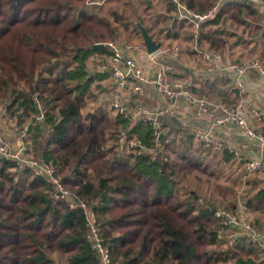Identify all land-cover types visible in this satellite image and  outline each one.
<instances>
[{
  "label": "trees",
  "instance_id": "trees-1",
  "mask_svg": "<svg viewBox=\"0 0 264 264\" xmlns=\"http://www.w3.org/2000/svg\"><path fill=\"white\" fill-rule=\"evenodd\" d=\"M113 2L108 15L100 16L86 10L87 0H0V98L6 115L28 128L26 154L50 164L93 211L114 264H264L256 243L219 238L227 228L214 217V208L236 211L245 200L249 220L264 232V186L252 183L239 194L237 183H220V174L209 171L201 156L218 151L186 126L158 150L151 126L142 120L99 108L85 112L102 92L99 82L110 77L109 71L89 70L90 58L102 56L104 65L112 55L106 44L118 39L121 28L133 27L131 35L139 36L137 23L143 25L137 9L127 15L129 2L122 13L120 0ZM215 2L185 0L198 13ZM259 18L255 6L229 2L203 23L219 27L201 34L210 47L223 49L228 40L222 27L227 34L233 25L252 21V35ZM96 43L105 49H94ZM122 130L142 140L148 152L120 150ZM222 152L223 159L242 164ZM54 191L49 178L0 155V264H101L88 241L84 210L69 208Z\"/></svg>",
  "mask_w": 264,
  "mask_h": 264
},
{
  "label": "built area",
  "instance_id": "built-area-1",
  "mask_svg": "<svg viewBox=\"0 0 264 264\" xmlns=\"http://www.w3.org/2000/svg\"><path fill=\"white\" fill-rule=\"evenodd\" d=\"M93 1L87 0V3H92ZM172 1L178 6L176 19L190 22L196 26H200L201 22L209 19L214 10L220 6V1H218L211 11L197 13L180 4L178 0ZM250 1L255 4L264 5V0ZM156 41L158 42V40ZM106 46L112 51V55L108 58L106 64L99 67V70L110 72L117 91V95L115 94L113 96V101H111L112 106L110 107L114 109L115 114H123L132 119L142 120L149 124L153 130L156 148L158 150H162L172 141L173 134L165 130V120L175 115L176 108L181 102L189 106L198 116L207 118L212 125L234 124L243 136L256 138L264 146V133L257 130L251 123L253 119H261V111L256 106L251 105L245 97L246 86L244 83V78L251 69H256L264 75L263 61L255 59L244 64H231V68L236 72L237 77L231 80L229 85L231 88L238 90L239 97L234 103H226L195 95L191 90L190 80L186 77L169 78V73L173 71L174 67L171 62L162 60V57L170 55L173 59L180 58L181 48L178 44H161L156 51L152 53L148 52L153 69L151 73H145L143 68L137 64L134 56L136 52L147 51L146 45L142 42L132 43L127 41L118 44L110 41ZM206 56L208 59L217 60L220 58V54L217 52L208 53ZM129 84H133L130 88L133 89L135 94L141 96L142 99L150 98L145 88L153 86L159 96L169 101L170 104H158V106L151 108L148 105L140 103L134 107L135 109L132 105H123L121 104L120 94L127 90ZM40 118H42V114H40ZM183 125L185 126L186 124L184 123ZM191 131L194 138L202 142L205 146H211L218 152L227 150L234 154L237 160H242V156L237 150L218 139L211 131L198 128H194ZM27 138L28 128L23 131L22 146L15 148L11 141L7 140L2 130H0V155L9 158L19 168L29 167L36 175L46 176L54 183V197L57 200L65 201L71 209L82 208L86 214L88 241L98 254L100 263L114 264L111 248L105 242L104 237L99 231L96 215L83 200L71 194L70 190L55 175V169L50 164L25 154L27 149L25 140ZM118 141L120 148L127 153L138 156L144 152H148L142 140L131 136L129 130H122L119 134ZM152 152V149L149 150V153ZM164 159L166 160L165 157ZM262 168L263 162L261 160L253 159L246 161V176H252ZM198 203L204 204V199L200 197ZM245 205L241 204V208L236 211H231L223 207L214 208V217L220 220L224 228H227L220 231L219 238L227 239L230 243H233L238 237L247 238L251 242L256 243L264 252V232L259 230L255 224L251 223L243 209Z\"/></svg>",
  "mask_w": 264,
  "mask_h": 264
},
{
  "label": "crops",
  "instance_id": "crops-1",
  "mask_svg": "<svg viewBox=\"0 0 264 264\" xmlns=\"http://www.w3.org/2000/svg\"><path fill=\"white\" fill-rule=\"evenodd\" d=\"M113 1L117 0H94L92 3H87L86 10L89 13L99 14L100 16H102L100 11L103 10V12H107L103 15L106 16L108 15L109 6L114 4ZM218 1H220V6L214 10L211 17L214 16V14L223 5L229 2L243 1L255 6L259 12V22L261 23L259 28L256 29V34L249 35V32L255 29V23L252 21L248 22L247 27L242 25L239 27L237 25H233V30L230 29L232 32L227 31V34H225L226 30L222 27L224 30L223 34L226 35L228 42L223 49L216 50L210 47L208 40L203 37L201 32L207 33L211 28L217 29L219 25L209 24L203 26V23L206 21L204 20L201 22L200 26H196L187 21L177 20L176 13L178 6L172 0H139L137 5H145V9H147L150 14L147 18H145V16H142L138 10L137 12L142 17V26L146 28L147 26H145V22H148V27L150 28L148 32L154 40H158V42L162 45H180V58L173 59L170 55L162 57V60L173 64L174 68L173 71L169 73V78L176 79L186 77L190 80L191 90L195 95L205 97L213 101L234 103L239 97V92L237 89H233L229 85L230 81L237 77L236 72L231 68V64H244L255 59L263 61L261 56L264 52V5L252 3L250 0H216V2ZM178 2L186 8H189L187 7L185 0H178ZM170 4L175 7V11L169 10ZM106 7L107 10H104ZM213 8L214 7H212V9ZM189 9L195 11L192 8ZM138 24L139 23H137V26ZM140 34L142 35L141 31ZM133 42H142L145 44L144 40L139 39L137 36ZM181 42L183 44H181ZM211 52L219 53L220 58L217 60L208 59L206 54ZM94 56L97 55H93L92 57ZM134 56L137 64L143 68L145 73L152 72L153 69L150 63L148 51L136 52ZM109 76V78H105V80L99 82V84L101 83L102 86L103 83L109 82L110 84V82H113L111 74ZM244 83L246 86L245 97L251 105L256 106L261 111L262 115L260 120L253 119L251 120V123L257 130L264 133V75L256 69H251L245 76ZM102 89H104L103 86L98 88V90ZM131 91L134 93L133 89H131ZM145 91L150 96V98L148 97L149 99L145 100L151 108L158 106V104H170L169 101L159 96L153 86L146 87ZM124 92L125 91H123L122 94ZM125 93L130 92H128L127 89ZM103 111L109 110L104 109ZM0 117V127L4 126V130L5 132L7 131V134L9 132L8 128L10 127L11 121L14 120L10 116L6 115L5 109L1 105ZM184 123L189 130L198 128L211 131L214 136L226 142L242 156V164L239 165L235 159H232V157L229 161L223 159L225 158V154L221 156L223 152H218L217 155H212L210 157L206 152H202L201 156L205 157V160L211 164L209 171H214L218 175L220 174V183H223L224 185H228L232 182L237 183L239 194H242L245 190L250 189L252 183L261 187L264 186V146L258 139L243 136L238 127L234 124L219 126L212 125L207 118L198 116L189 106L181 102L176 108L175 115L173 117H168L165 120V130L173 134V132L177 131L179 127L184 126ZM15 136L17 138L16 143H13L14 141L11 143L15 148L21 147L23 134L21 131H18ZM27 139L25 140L26 148H28L29 144V140ZM253 159L261 160L263 162V168L252 176L246 177L242 175V172L245 169L246 161H251ZM227 171H229V174H226ZM240 203L246 204L245 200ZM240 208L241 206L237 209Z\"/></svg>",
  "mask_w": 264,
  "mask_h": 264
},
{
  "label": "rangeland",
  "instance_id": "rangeland-1",
  "mask_svg": "<svg viewBox=\"0 0 264 264\" xmlns=\"http://www.w3.org/2000/svg\"><path fill=\"white\" fill-rule=\"evenodd\" d=\"M138 1L139 0H120V2L117 3V4L120 5V6H118L119 12L122 13V11H123V6H122L123 2H129L130 6L128 7V9H125L127 15H130L132 13V9H137L139 11V13L142 14V16H145V18H147L150 13L147 11V9H145V7H146L145 5H137ZM104 10H107V7ZM100 12H101L100 14L102 16L107 13L105 11L103 12V10H101ZM145 26H147L146 29L149 28L148 27L149 26L148 22H145ZM132 28L129 27V30H125V29L121 28V35L118 37V39L113 40L112 42H115V43L119 44V43H122L123 41H128V42H132L133 43V41L136 38V36H132L131 35ZM231 30H233V28H231ZM137 37L139 39L144 40L143 36L140 33H139V36H137ZM181 44H183V43L181 42ZM103 60H104V58H103ZM103 60H102V56H98L97 55V56L92 57L89 60V62H88L89 70H91V71L98 70V67L102 66L101 61H103ZM105 61H104V64L107 63L106 59H105ZM131 85H133V84H129V87L127 88L128 92H130V93H125L126 92L125 91L123 94H120V96L122 98L121 104H123V105L125 104L127 106L132 105V107L134 108V107H136V105L139 104V101L135 100V96L134 95H138V94H135V93H133L131 91V88H130ZM102 86H103L104 89L101 90L102 92H100L99 97L97 99L95 97H93L94 100H92L88 104V106L85 108V112H92V111L100 108V111H103L104 109H107V110H109L110 114L114 115L115 114L114 109L110 107V106H112L111 105V101H113V96L115 94L117 95V91H116V89L114 87V81L110 82V84H109V82L103 83ZM1 101H3V102H1ZM5 101L6 100H2V98H0V105L3 106L2 104ZM25 129H26V125H23V127H22L21 125H18L16 121H11L10 127L8 128L9 132L7 134H6L7 131L5 132V130H4V126L0 127V130H2V132L5 134V136L6 135L8 136V134H9L8 137L6 136L7 140H9V141L11 140V142L14 141L13 143H16V139H17L16 136H15L16 133L18 131L19 132L21 131V133L23 134V131ZM10 133H11V135H10ZM27 149H26V151H27ZM119 149L122 150L120 147H119ZM122 151L125 152L124 150H122ZM226 174H229V171H227ZM203 178L205 180H207V177L205 175L203 176ZM228 180H230V179H228ZM214 182H216V181H214ZM228 186H231V183H229ZM70 192H71V194H74L71 190H70ZM229 243H230V241H229ZM54 256L56 257V255H54Z\"/></svg>",
  "mask_w": 264,
  "mask_h": 264
},
{
  "label": "water",
  "instance_id": "water-1",
  "mask_svg": "<svg viewBox=\"0 0 264 264\" xmlns=\"http://www.w3.org/2000/svg\"><path fill=\"white\" fill-rule=\"evenodd\" d=\"M138 27L142 33L143 38H144V43L147 47V51L149 53L156 51L160 47L161 44L152 38V36L149 34L148 30L144 26H142V24L139 23ZM93 48L103 51L105 49V44L104 43H96V44H94ZM39 113H40V111H39Z\"/></svg>",
  "mask_w": 264,
  "mask_h": 264
}]
</instances>
